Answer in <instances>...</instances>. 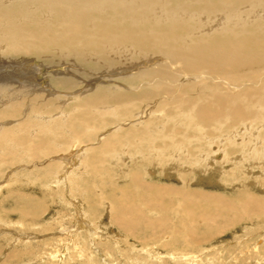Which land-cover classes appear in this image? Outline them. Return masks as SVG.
<instances>
[{
	"label": "bare ground",
	"instance_id": "bare-ground-1",
	"mask_svg": "<svg viewBox=\"0 0 264 264\" xmlns=\"http://www.w3.org/2000/svg\"><path fill=\"white\" fill-rule=\"evenodd\" d=\"M0 67V167L26 154L48 161L42 170L55 177L60 200L69 195L82 215L77 227L86 223L95 238H114L103 221L85 217L105 198L117 201L111 217L126 235L160 223L128 217L131 196L116 185L112 200L103 185L92 202L84 178L91 169L102 182L116 168L136 183L141 170L195 182L227 174L264 191V0H0ZM157 185L141 184L145 204L164 212L166 200L172 207L178 199L184 217L203 221L185 246L264 217V197L250 190L225 199Z\"/></svg>",
	"mask_w": 264,
	"mask_h": 264
},
{
	"label": "rangeland",
	"instance_id": "rangeland-1",
	"mask_svg": "<svg viewBox=\"0 0 264 264\" xmlns=\"http://www.w3.org/2000/svg\"><path fill=\"white\" fill-rule=\"evenodd\" d=\"M106 131L108 130L106 129L102 133ZM23 157L25 158L22 159ZM23 157L19 160H16L19 163L16 161H14L13 163L7 162V164H3L4 166L2 165L0 167V258H1L0 264H93V263L94 264L96 263L97 264H239V263L240 264H264V217L255 218L254 216H252L251 219L244 220V222L240 221L232 225L229 228H224L223 230L224 232H222L220 235H215L216 238L211 237L209 239L210 241L209 243L204 242V243H201V245H199L200 243H198V246L195 244H193L194 246H192V244L187 246L186 244L187 246L186 247L185 246L186 242L184 240L187 237L189 238L188 236L189 229H191L193 225L195 227L200 226V223L202 224L203 221L201 220L198 221L195 219L191 220V219L184 217L183 216L184 213L178 211L179 209L178 199L172 200L173 201L172 207L171 205L168 204L166 200L165 203L169 206V209L167 211L164 210L165 213L161 209H157V210L152 209L153 207H150L149 205L145 204L147 193H145V191L142 192L143 190L141 188V184L145 181H148V183L154 184L155 186L158 184L157 187L167 186L168 188H170V185H171L170 189H173V190H175L176 188L177 190H182L185 187H187L191 191H195V192H209V193L211 192L213 194H219L218 196L224 197L225 199L232 198V197L237 198L238 193L241 194L240 190H242L241 191L242 194L240 196L238 195V198L245 196L244 193L250 192V191L252 194L256 193L255 195L264 197V191L260 192L259 189H253L252 187L247 188L245 187L246 185L245 186L236 185L234 182V179H232V175L224 174L220 178V180L216 178H212L211 181L208 179H205L203 182H197V181L195 182L193 180V177L191 178L192 175H189V178H187V181H181V179L176 178L177 176L175 178L171 177L172 178L171 179L169 177L163 176L162 174H159V172L150 175V174H147L144 170H141L142 174L140 173V176L143 177L142 178L143 180H141L142 181L141 183L140 182L136 183L133 180V178H131L132 177L131 175H130L131 177L129 175L127 176L122 175L120 174L119 169L116 168L114 169V171H111L109 173L110 176L107 177L105 175L106 182H102L100 178L97 179L93 176V173H92L93 170L91 169L90 174L89 173L84 174V178L86 179V181H89L87 183L88 194H86V195H89L88 198L90 197L93 199L94 197L95 199H97L98 196H97L96 191L97 192L100 191V186H103V185H104L103 187H105L104 192L106 193V196L110 197L109 194L112 193V190H114L113 188L114 187L116 188L117 186L118 187L117 192L119 190L121 191L126 190L129 197L131 196V198H128L127 200L128 204L124 208V211L126 212L128 217L130 216V213L133 212L134 214H136V217L139 216L145 221L152 220L155 223L158 222V224L160 223V226L162 224L161 227L165 229L164 230L159 226V228L156 229L158 231L157 233L156 230H152L150 228L149 232H145V233L143 232V234H141L143 237L142 236L140 237V235L139 237L131 236L128 234L126 235V232L121 230L119 226L115 224V221L111 217L113 216V210L115 209V207H118L117 201L112 200L110 197V199L112 200V201L110 200L111 203L114 204V205L113 204L110 205V202L109 201L106 202L107 198H105L106 200H103L99 203L97 202V204L99 205L95 204V206L100 207V208L96 207V212H92L89 210L87 213L89 214L90 212V214L89 215L87 214L88 216H85V217H86L87 223H89V221L95 222L96 220L103 221L105 230L111 234V237L115 238V239L113 238V240L118 241L119 245H116V244H113L114 241L112 239L107 238L106 240V238H103L102 239L103 241H102L100 240V238H98L97 235L96 237L98 239L95 238L94 234L92 236L90 232L87 230L88 226L86 223H85L86 225L84 224V226L81 227L82 229H80V227H77L78 226L77 224L79 223L78 219H80L82 215L77 213V207L73 203L72 205H70L71 203H68L69 201L68 194L65 193V196L63 198L65 202H61L64 200H60L63 197V196L60 197L61 192L59 195L57 194L58 192L56 191V189L58 188L55 187V185L57 184L55 177H53V175L51 176L49 175L50 176L49 177L48 174L44 170H42L44 169V166L48 164L47 163L48 161L43 162L40 160L41 161V164H40V161L38 160L41 158L40 156L35 157L34 155L30 156L29 154H26ZM32 158L34 162L30 164V162L33 161ZM36 160L39 162H37ZM27 163H29V166L27 165ZM106 168L112 170V168H109L108 166ZM118 172L119 174H117ZM34 175L36 177H34ZM109 178H112L114 181L111 182V180H108ZM47 184H51V186ZM138 187H139V190H138ZM253 187L256 188V186H253ZM64 188L65 186L63 185V191H64ZM193 188H195L196 190H194ZM60 189L62 190V185L60 186ZM82 190L84 191V188H82ZM108 190L110 191V193ZM247 190H250V191H247ZM78 193H81V191L76 192L77 195H79ZM145 194L146 196H144ZM235 194L236 196H234ZM143 196L145 199L143 198ZM133 197H135V200H134V203H131L130 201H132L131 199H133ZM90 200H87L86 203L91 204L93 201L91 200L92 201L91 202ZM41 203L43 205L46 204L44 206H47V207H44L41 205V209H39L38 212H36L35 210H34L35 212H32L33 207L38 208L39 204ZM87 204L85 205L86 207H88ZM101 205L103 206L101 207ZM174 206L178 209H176ZM204 206L206 208H209V206H206L205 204ZM103 207L104 209L105 208L106 209L103 210L102 209ZM140 209L141 211H139ZM149 210H152V211H149ZM23 211L25 212L27 211V213H24ZM119 211L122 212V210H119ZM106 214H108V216ZM77 215L78 216L80 215L79 216L80 218H76ZM163 215L166 218H163ZM181 219L183 221L185 219L184 223L182 222ZM75 220L77 221V223ZM196 221L198 222L197 224H196ZM187 226L188 227L191 226V227L188 228L187 230L186 228ZM66 228L68 230H66ZM159 229L162 233L159 231ZM67 231L69 232L71 231L72 233L70 232V234H68ZM80 231L81 233H79ZM150 231L151 232L153 231V232L151 233ZM163 232H165V234L167 233V235L164 236ZM179 234L184 236V238L183 237L181 238L182 241L180 240L181 235ZM22 237H24L25 239ZM126 237L127 239L129 238L128 239L129 241L126 239ZM162 237L163 238L165 237V238L163 239ZM91 238H94L96 242L94 240L90 241ZM121 238L124 239L126 242L122 240ZM176 238L179 239L180 241H178ZM124 242L127 243V245ZM179 243H180V246L178 245ZM99 244L100 245L102 244L103 246L106 245V246L103 247V246H100ZM97 245L98 247H96ZM114 246L117 247V249ZM141 247L142 248L145 247V248L142 249ZM138 248L141 249L142 251H140ZM211 248L213 249L211 250ZM143 250H145L146 252ZM147 250L151 252L148 253ZM97 252L100 254H98ZM167 252L169 254H167ZM173 253L176 257L173 255ZM185 254L196 256V257L201 255L202 259L197 260V262L195 261L194 258H191L190 260H186L184 258L182 259V255H185ZM171 256L173 257L171 258Z\"/></svg>",
	"mask_w": 264,
	"mask_h": 264
}]
</instances>
